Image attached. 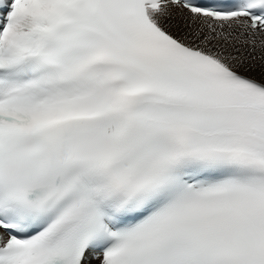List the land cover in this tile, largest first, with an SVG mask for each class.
Masks as SVG:
<instances>
[{
  "label": "snow or ice",
  "instance_id": "obj_1",
  "mask_svg": "<svg viewBox=\"0 0 264 264\" xmlns=\"http://www.w3.org/2000/svg\"><path fill=\"white\" fill-rule=\"evenodd\" d=\"M0 264H264V0H0Z\"/></svg>",
  "mask_w": 264,
  "mask_h": 264
}]
</instances>
